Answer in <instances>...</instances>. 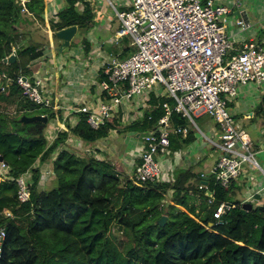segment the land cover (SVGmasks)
Listing matches in <instances>:
<instances>
[{"label":"trees","instance_id":"obj_1","mask_svg":"<svg viewBox=\"0 0 264 264\" xmlns=\"http://www.w3.org/2000/svg\"><path fill=\"white\" fill-rule=\"evenodd\" d=\"M64 3L57 20H45L47 0H31L27 9L30 17L43 24L46 21L53 32L94 27L96 13L88 0ZM22 22V8L15 0H0V75L13 80L4 82V92L0 86V110L3 105H15L24 114L36 112L30 117L45 115L53 120L57 114L31 103L16 82L19 75H29V66L44 53L32 43L19 46L29 38L28 32L14 28ZM124 39L127 47L118 56L122 60L134 51L131 39ZM85 41L89 52L91 43ZM13 46H19L17 60L4 64ZM151 98L153 108L137 123L124 125L120 115L94 130L81 114L75 127L68 126L69 132L86 144L105 139L112 131L147 134L164 115L163 100ZM253 116H264V97ZM20 117L9 120L0 114V156L12 178L0 182V229L6 230L0 264H264V205L244 211L243 202L237 200L241 188L235 180L225 190L210 178L207 190L200 191V176L178 170L169 182L136 184L109 161L62 150L69 132H59L50 143L45 136L48 125L23 124ZM171 122L181 129L188 125L176 114ZM191 135L186 143L194 140ZM44 164L49 165L54 184L49 190L39 188ZM27 173L31 174V197L22 204L16 180ZM191 193L199 196L200 206L190 204ZM212 194L216 202L209 206L207 199ZM221 203L236 207L220 223L214 213ZM7 213L12 217H6ZM165 214L170 219L161 227L158 221ZM115 229L124 233L125 242L115 236Z\"/></svg>","mask_w":264,"mask_h":264},{"label":"built area","instance_id":"obj_2","mask_svg":"<svg viewBox=\"0 0 264 264\" xmlns=\"http://www.w3.org/2000/svg\"><path fill=\"white\" fill-rule=\"evenodd\" d=\"M30 1L15 0L23 14L32 16L27 9ZM106 2L121 23V29L116 33L117 40L129 37L136 52L125 60L109 57L96 74L86 76L82 81L88 84V88L96 90L98 100L93 104L80 105L73 111L74 114L86 115L90 127L98 130L108 120L120 115L123 124L138 122L144 119L145 110L153 108L150 103L152 96L163 100L164 115L158 126L141 138L143 151L131 177L133 182L157 183L163 175L160 158L169 153L171 137L188 133L186 127L176 128L172 124L173 114L187 120L194 129L196 127L221 152L220 159L210 170L209 178L216 186L228 190L247 164L263 173L249 134L236 127L229 107L238 97L241 86H264V43L243 41L234 46L228 36L230 19L227 16L240 6L239 2L230 9L218 5L216 0H124L125 3L121 2L119 6H125L123 8H128L127 11H121L113 0ZM58 12V7L48 3L47 21L57 20ZM235 24L242 31L252 26L246 17L235 19ZM19 46L12 47L10 56H16ZM4 82L13 80L6 74L0 75L2 92ZM16 82L31 103L53 112L59 109L53 99L44 94V80L33 82L21 74ZM159 86L164 88L163 93L158 91ZM206 115L219 126V144L208 138L196 122ZM79 121L80 118L74 120L71 126L75 127ZM63 131L69 132L67 129ZM30 176L27 173L16 180L18 200L22 204L29 202L31 197ZM50 177L51 172L47 170L41 182ZM202 179L200 191L207 190L205 181L210 180ZM4 180L12 178L9 167L0 163V181ZM254 186L256 191L249 199L257 194L264 196V181L261 185L254 182ZM215 202L212 194L207 203L212 206ZM235 207L221 203L214 217L221 223L222 216ZM6 217H12V214L7 213ZM5 239L6 230L1 228L0 258Z\"/></svg>","mask_w":264,"mask_h":264},{"label":"crops","instance_id":"obj_3","mask_svg":"<svg viewBox=\"0 0 264 264\" xmlns=\"http://www.w3.org/2000/svg\"><path fill=\"white\" fill-rule=\"evenodd\" d=\"M88 1L96 13L95 25L92 28V31L95 33L91 34L90 40L86 39L77 31L70 46L61 52L59 47L62 42L58 40L56 45L57 38H55V33L49 30L48 27H45V29L40 26L48 37H44L46 40H43V42H35L33 34L30 35L28 32L30 42L32 41V44L38 45L43 49L44 53L40 59L29 66V75L27 77L33 82L44 80L46 87L44 94L49 95L53 99V103L59 107L54 112L53 110L43 108L49 110L51 113L57 114L55 119L52 121L49 120L50 122H48V127L45 132V136L50 143L57 138L59 132H62L64 129L69 131L68 126L72 125L74 120L80 118L79 114H74L75 112L73 110L75 108L80 105L93 104L98 100L96 90L94 88H88V84L82 80L86 76L96 74L107 58L113 57L122 60L118 56L126 48V44L124 45L125 39L117 40V32L106 40V36L108 35L107 31L109 30L107 27L113 21L109 18L106 4L102 3L103 1L101 0ZM216 2L218 5L226 6L230 9L234 8L236 2L240 4L239 7L234 8L232 13L227 16L230 19L228 36L234 46H238V43L243 41L247 43H264V0H216ZM48 3H52L56 8L58 7L59 11L65 7L64 0H47ZM105 16L107 17L104 18ZM242 17H246L252 25L247 31H242L235 24V19H241ZM108 18L110 19L109 21ZM45 20H47V16H45ZM97 32L102 35L104 40L101 44L94 45V36ZM85 39L92 46L89 52L85 50L86 44L83 42ZM113 50H117V53H112ZM63 52H65V55ZM63 61H67L65 66L63 65ZM263 97L264 86L256 87L253 84L241 86L238 97L230 104V110L240 129L249 134L256 152V157L259 158V162H261L259 164L264 173V116H253L261 104ZM147 111L149 109L145 110L144 113ZM124 125L130 124L124 123ZM186 128L188 129L186 135L174 134L171 137V146L168 153L169 155L171 154V159L166 160L165 156L160 158L163 169V175L159 179L161 183L171 181L178 170H190L201 178L203 177L205 180H209L210 170L220 158V155L216 157L208 153V148L201 143V137L196 135V131L192 126L187 125ZM208 128H210L209 125L207 126ZM208 131L210 132V135H206L208 138L211 140L214 137L218 138L215 128H210ZM190 133L192 134L190 137H193L194 140L191 143H186V139ZM124 134L126 136L122 140L121 135ZM143 135L135 131H112L107 138L93 144H86L69 132L67 144L62 147V150H68L80 157L89 156L100 161H109L121 174L132 177L143 151L141 141ZM205 162L207 164L203 167V170H199L198 164L202 166ZM38 166L39 163H36L35 167ZM40 168L42 174L47 170L50 171L48 164H44ZM263 181L264 175L260 171L253 166L245 165L241 176L235 180L241 188L237 192V200L243 203L249 200L248 203L254 208L261 207L264 204V196L257 194L254 198H249L256 191L253 183L256 182L261 185ZM205 182L208 183L209 181ZM189 184H192L194 188L199 185L196 181H191ZM53 186L54 184L50 181V178L44 183L40 182L39 184L41 190H49ZM191 196V205L200 206L199 196L194 193H191Z\"/></svg>","mask_w":264,"mask_h":264},{"label":"rangeland","instance_id":"obj_4","mask_svg":"<svg viewBox=\"0 0 264 264\" xmlns=\"http://www.w3.org/2000/svg\"><path fill=\"white\" fill-rule=\"evenodd\" d=\"M101 1H103L102 3H104V4H106V8H107V10H108V13H109V18H111L113 21L111 22V24L110 25H108V27L107 28H109V30L107 31L108 32V35L106 36V40H108L110 37H112L114 34H115V32H117V31H119L120 29H121V23L119 22V20L117 19V17L115 16V12H114V10L110 7V6H108V3L106 2V0H101ZM113 2L117 5V7L122 11V10H124V11H127L128 10V8H123V7H125V6H119V4L121 3V2H123V3H125L124 2V0H113ZM217 3V2H216ZM111 16V17H110ZM110 20V19H109ZM40 26H42V27H48V29H49V25H48V23L47 24H43L41 21H37V20H34L32 17H30V16H28V15H26V14H23V22L22 23H20L19 25H17L16 27H14L15 29H17L18 30V32H20V33H23V32H29L30 33V35L31 34H33V37H34V41L36 42H38V41H42L43 42V40H46V38H48L47 36H46V33L45 32H43V30H42V27H40ZM45 28V29H46ZM50 30V29H49ZM94 30V29H93ZM92 28L91 29H85V30H78V32L81 34V35H83L86 39H88V40H90V36H91V34H94L95 32L94 31H92ZM29 36V35H28ZM44 37H46L45 39H44ZM32 38V37H31ZM94 38H95V43H94V45H97V44H101L102 43V41L104 40V38L102 37V35L99 33V32H97L96 34H95V36H94ZM85 41V40H84ZM32 42V41H31ZM30 42V40H29V38H27V40L26 41H24L23 43H21L22 44V46H28V45H30L29 43H31ZM86 42V41H85ZM57 43H58V40H56V45H57ZM46 44V43H45ZM130 44H131V46H132V42L130 41ZM125 45V44H124ZM60 47H61V44H60ZM59 47V48H60ZM125 47H127L126 45H125ZM133 47V49H134V51H133V53H135L136 52V48L134 47V46H132ZM115 50H113L112 51V53L114 52ZM63 54L65 55V52H63ZM58 60L60 61V62H62L59 58H58ZM63 65L65 66L66 65V63H67V61L66 62H64L63 61ZM63 66V67H64ZM158 91L159 92H161V93H163L164 92V88L163 87H161V86H159L158 87ZM154 95V94H153ZM232 104V103H231ZM172 105V104H171ZM173 105H174V103H173ZM172 105V106H173ZM229 107H230V104H229ZM44 110V109H43ZM48 112H50L49 110H47ZM2 113V115L4 116V117H6V118H8L9 120H11V119H13V118H16V117H20V118H22L23 116H31V115H33L34 113H36V112H31V111H29V112H26L25 114H24V112H23V110L21 109V107H17V106H14V105H7V106H5V105H3V107H2V110H0V114ZM234 117V116H233ZM235 118V117H234ZM50 121H52V120H50ZM49 121V122H50ZM196 122H197V124H198V126L201 128V130L207 135H210V132L208 131V129H214L215 128V130L216 131H218L219 130V126H218V124L215 122V120L213 119V118H211L210 116H208V115H206V116H203V117H201V118H199V119H196ZM52 124V123H51ZM189 125V124H188ZM209 125V127L210 128H208L207 129V126ZM235 125H236V127L238 128V129H240V127L238 126V123H237V121H236V119H235ZM241 130V129H240ZM143 131V130H142ZM195 131H196V135L198 136V137H201V143L203 144V145H205L206 146V148H208V153L211 155V156H216V157H219V155H220V157H221V152L219 151V149L217 148V147H213L208 141H207V139L204 137V136H202V134L198 131V129L195 127ZM142 134H145V132L143 133L142 132ZM126 136V134H124V135H121V139L123 140L124 139V137ZM213 140L215 141V142H217L218 144L219 143H221V141L217 138V137H214L213 138ZM183 146V148H185V146L184 145H182ZM165 157H166V160H169V159H171L170 157H171V154L169 155V154H167V155H165ZM210 157V156H209ZM220 159V158H219ZM256 160L258 161V163H261V162H259V158H257L256 157ZM204 161V160H203ZM207 163L205 162V163H203L202 164V166H200L199 164H198V168H199V170H203V167L206 165ZM256 169H258V168H256ZM258 171H260V169H258ZM260 173H262L261 171H260ZM263 174V173H262ZM239 197H240V195H238ZM190 204H192V202L190 203ZM181 210H182V208H180ZM165 213H167V210L165 211ZM163 216H166L168 219H167V222L169 221V219H170V217H168L166 214L165 215H163ZM166 222V223H167ZM114 234H115V236L119 239V240H121L122 242H125L126 241V237H125V235H124V233L121 231V230H118V229H115L114 230Z\"/></svg>","mask_w":264,"mask_h":264},{"label":"water","instance_id":"obj_5","mask_svg":"<svg viewBox=\"0 0 264 264\" xmlns=\"http://www.w3.org/2000/svg\"><path fill=\"white\" fill-rule=\"evenodd\" d=\"M77 31H78L77 27H71V28H67V29H64V30H61L55 33L56 38L62 42L61 47L59 48L61 52L70 46L71 41L77 34ZM16 60H17L16 56L11 55L8 59H4V64H13L16 62ZM20 120L23 124L41 122L47 125L49 122V118L45 115L32 116V117L23 116ZM0 163H4V159L2 156H0ZM205 183L207 184V182ZM155 185H157V183H155ZM252 209H253V206L251 204L249 203L244 204V207H243L244 211H251ZM167 219L168 218L166 216H163L158 221V225L161 227H165Z\"/></svg>","mask_w":264,"mask_h":264}]
</instances>
